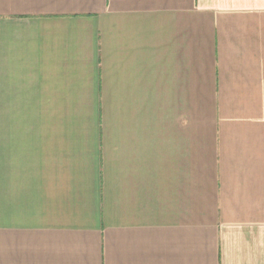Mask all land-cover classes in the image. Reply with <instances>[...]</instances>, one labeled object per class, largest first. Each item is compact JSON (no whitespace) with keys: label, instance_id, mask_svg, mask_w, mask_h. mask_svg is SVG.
Wrapping results in <instances>:
<instances>
[{"label":"crops","instance_id":"obj_1","mask_svg":"<svg viewBox=\"0 0 264 264\" xmlns=\"http://www.w3.org/2000/svg\"><path fill=\"white\" fill-rule=\"evenodd\" d=\"M0 264H264V0H0Z\"/></svg>","mask_w":264,"mask_h":264}]
</instances>
